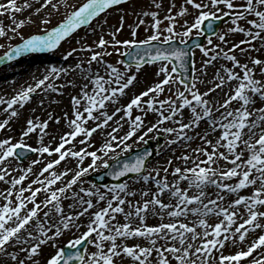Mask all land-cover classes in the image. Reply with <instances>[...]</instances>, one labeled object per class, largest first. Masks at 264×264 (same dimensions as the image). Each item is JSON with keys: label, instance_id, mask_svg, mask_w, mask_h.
I'll return each mask as SVG.
<instances>
[{"label": "snow or ice", "instance_id": "obj_1", "mask_svg": "<svg viewBox=\"0 0 264 264\" xmlns=\"http://www.w3.org/2000/svg\"><path fill=\"white\" fill-rule=\"evenodd\" d=\"M127 4L129 0H84L79 6L67 0L0 2V17L10 20L7 26L0 21V38L19 36L21 41L15 46L0 44L6 48L0 64L29 53L51 52L82 28L102 30L110 11L125 12L92 45H81L79 51L89 53L86 60L71 69L52 67L11 97L0 96V131H8L20 116L18 109L25 108L37 90L62 94L52 80L79 70L84 81L71 97L69 131L54 147L44 143L51 114L48 120L27 118L16 142L0 139V182L8 185L0 189V264H41V258L43 264H264V59L248 55V62L242 63L234 54L264 49V0H183L179 7L169 0L167 8L163 0H151L149 10L133 9L137 20L127 25L130 38L120 39L126 28L122 6ZM61 7L71 10L47 27ZM30 9L27 21L17 19L16 14ZM32 16L44 27L25 38L19 30L36 23ZM225 18L231 26L218 31ZM141 26L147 33L143 38ZM231 34L244 39L233 43ZM200 37L206 38L207 46L190 44ZM229 43L232 46L225 48ZM193 49L204 57L199 68ZM113 53L127 61L108 62L105 57ZM221 59L231 66L220 65L211 80L203 79L208 66ZM146 66L152 69V82L109 112V106L117 105L139 82ZM205 83L209 86L202 92L198 84ZM225 87L222 100L211 98ZM134 110L143 115H133ZM148 113L156 117L150 125L144 119ZM202 123L206 127L198 131ZM157 133L165 135L169 147L183 149L174 154L177 163L169 158L165 166L148 169L149 151L117 163V149L129 152L133 137L147 145L146 137L158 139ZM32 134L39 136L38 146L27 143ZM196 140L199 143L192 147ZM28 153L52 159H33L21 168L13 164ZM87 158L90 162L84 166ZM73 161L75 166L68 167ZM36 165H42L38 172ZM98 167L112 168L109 175L117 181L133 174L144 187L136 190L129 182L114 183L105 191L94 184L80 186ZM29 177L33 178L25 185ZM150 218L156 222L149 224ZM65 234L70 238L58 244ZM45 246L51 249L47 255Z\"/></svg>", "mask_w": 264, "mask_h": 264}, {"label": "rangeland", "instance_id": "obj_2", "mask_svg": "<svg viewBox=\"0 0 264 264\" xmlns=\"http://www.w3.org/2000/svg\"><path fill=\"white\" fill-rule=\"evenodd\" d=\"M81 1L83 0H67L69 5H78ZM0 2H2V0H0ZM18 3H22L23 0H17ZM183 2V0H175V3L177 5V7H179V5ZM151 3V0H134L132 2H129V4L122 6L123 9L126 10V28L124 30V32L122 33V35L118 38L120 39H129L130 36L128 35V28L127 25H134L136 20H137V16L133 14V9H135L136 13H139L141 10H149V5ZM168 3L169 0H163V5L165 8L168 7ZM71 9H65L63 7H61L60 12L59 13H53L52 17H51V24H49L47 27H52L53 25H55L57 22H59L64 13L66 11H70ZM32 10H27L23 13H19L16 14L17 19L18 20H25L27 21V19L29 18V14ZM43 15H47V12H44ZM120 15H125L124 11L121 12H116V11H110L106 16L105 19L108 21L107 24L103 25V29L101 30V28L97 27L96 32L93 33L92 30L90 28H83L81 30H79V32L77 34H75L73 36V38L63 42L59 48L56 50L55 54L49 55V56H32L28 58L26 57L25 59L22 60H17V61H12V62H8V64L3 65L2 67H0V96H3L4 98H9L12 95L15 94L16 91H18L22 86L26 87L28 84H33L34 83V78L39 79L42 78L45 74H47L48 70L52 67H56V68H65V69H71L72 67H74V65L77 62H80L82 60H86L89 56V53L86 52H81L79 51L81 45H92L93 42L98 38L99 35L107 33L108 31H110L114 26L117 25V21ZM163 15H165V12L161 11L160 16L163 17ZM31 19L35 20L36 23H32V24H26V26L22 29L19 30V35L24 36L25 38L31 34H35L37 32H39L41 30L42 27H44L43 25L39 24V19L38 17L32 16ZM147 20V18H145ZM0 21L3 22V24L5 26L10 24V20L8 18V16H3L0 17ZM166 23V22H165ZM241 24H243V22H240ZM230 23L228 22L227 18H225V21L222 22L221 26L219 27L218 31H222L224 29H226L227 27H230ZM143 27L141 26V28L138 30L139 32V38H143L145 35H147V33H145L143 31ZM179 30V28L177 29ZM235 35L238 34H231L230 37H228V39L233 40L232 42H238L240 40L243 39L240 38V36L238 35L237 37H233ZM12 34L9 33V37H11ZM105 38L107 39L108 37L105 36ZM79 41V43L77 42ZM213 41L214 43H219L215 37H213ZM20 39L19 36L13 37V38H0V44H4V45H12L15 46L16 44L20 43ZM256 44V47H260L259 44H257V42H254ZM204 46H207V41L206 39L203 42ZM232 45L231 43H229L228 45L224 46L225 48H230ZM242 47L247 48L246 45H242ZM77 49V51L73 52L72 56L68 57L67 59H65V56L67 55L68 52L72 51V49ZM6 50V48H0V55H3V52ZM109 51H111V49H109ZM195 52V60H196V67L199 68L201 66V61L204 59V57L202 56V54L199 52L198 49L193 50ZM238 60H240L242 63L248 62V55H251V57L254 58H260V59H264V49H261L260 51H252L250 53H242L239 50H237L234 53ZM105 59L110 62L115 64L117 60H121L122 57H120L117 53H113L112 56L110 57H105ZM23 63V64H22ZM220 65H227V66H231L230 62L224 61L223 59L219 60L218 62H215V66H208L207 68V76H209V71L211 70H216L217 68L220 67ZM251 66V65H250ZM96 66L93 65V68H95ZM211 69V70H210ZM238 71V69H237ZM75 78L76 77H81V74L79 73V70H77L75 72ZM150 73H152V69L150 66H146V70L144 72H142L141 74H139L138 76V83L137 84H141L144 81H147L145 78L148 75H151ZM74 73L70 72L69 75L63 76L61 75V77L59 79H54L51 82L55 83L56 86L61 90L60 85H64L65 88L67 89H71L70 85L68 84V81H72V79H70L69 77L72 76ZM211 75H213L212 73H210ZM197 75H199V73H197ZM152 77V75L150 76ZM212 77H210L209 80H211ZM259 78V77H257ZM149 83L152 82V80L148 81ZM137 84H134V86H132L131 88H134ZM209 85L207 83L205 84H198V87L200 88V90L203 92L204 90H206V88ZM130 88V89H131ZM228 88L225 87L224 91L221 90H217L215 93L212 94L211 98L212 99H223L224 95H220V93L224 94V92H227ZM49 95H55L58 93H54L51 91ZM48 92H44L43 90H37V92L35 94H33V98L32 100L25 106V108L23 109H18L20 116L18 119H20L21 121H23V119L21 118L23 116V112L24 109L26 110L27 108L30 109V118L33 117H38V115H40V113L42 112L43 116L45 117L46 120H48V116L49 114H51L54 117H59L61 118L62 114L63 117H71L72 118V114H69L72 110L71 107H63L62 105L59 104H46V105H39L36 107L37 101L39 100L40 102L42 101L43 98H41V94L42 93H48ZM119 100L121 101L122 98H119ZM39 102V103H40ZM42 103V102H41ZM3 106H0V109H2ZM114 105H110L108 110L109 112L114 108ZM43 110V111H42ZM136 114H141L142 113H137L134 112L133 115ZM24 117V116H23ZM27 117V116H25ZM147 115L144 117V119L146 120ZM4 118V114L2 113V111L0 112V120H2ZM17 120V119H16ZM59 120V119H58ZM15 121V120H14ZM14 121L11 122L10 126L14 123ZM49 127H58V129H61V132L59 134V136L61 135V133L63 131L68 132L69 128L67 126L68 121H59V123H56V120H49ZM61 123H63V127L60 125ZM24 126V124H23ZM22 126V127H23ZM48 127V128H49ZM22 128H20L21 130ZM205 129L204 124H201V127L198 131H203ZM11 131V134H18L17 133V128H13ZM2 131H0V137ZM191 134V133H190ZM4 135L6 137H11L13 138V142H16V140L19 139V137H13L12 135L10 136V134L8 133V131H4ZM20 136V134H18ZM37 135V134H35ZM32 136V135H31ZM30 136V137H31ZM156 136L158 137V139L156 138H146L149 142V144L147 143V145H145L143 142H135L133 145H131L130 151L129 152H121L119 157L122 156H126L129 155L131 153V151L133 150H137L140 149L142 147H149L151 148V150H153L154 154L151 155V159L150 161H148L147 163V168L148 169H152V168H158V166L156 165V163L158 162L157 160H160L159 157L161 156H166L165 158L169 159V158H173L174 154H176V150L178 152V155L180 154V149L178 146H176V150L170 151V149H167L166 152L164 154H162L161 156L158 157V153L161 152L162 150H165L168 145L166 144V139H165V135L164 134H156ZM26 138L27 143L29 145L32 146H38V142H33L31 141V139ZM49 138V136H47L46 138H44V143L47 144V139ZM79 139V138H77ZM59 137L55 140H52L51 143L52 146L54 147L57 143H58ZM130 142V140L128 141V143ZM199 143L198 140L192 142V147H195L197 144ZM151 144V145H150ZM174 147V146H173ZM89 150H92L91 148H89ZM179 150V151H178ZM157 153V154H156ZM37 155V154H36ZM33 156L34 153H29L27 155V158L24 159L21 162H15L16 167L21 168V167H27L31 160H33ZM41 159L44 160V162L46 163L48 159H52L51 157H41ZM105 159H108L107 157ZM155 161V162H154ZM90 162V158H87L84 161V166H87V164ZM112 162L111 159H108V163ZM167 163L164 162V164L161 166H165ZM99 164V162H98ZM42 167V165H36L35 167ZM59 167V166H58ZM160 167V168H161ZM104 168L102 167H98L96 171H92L90 170L89 173L84 176L82 178V185L84 188H89L91 187V185H96L97 187L100 188L101 191H105L106 187L111 186L114 183H106V184H102V185H98L95 183V180L93 179V177L95 176V174L103 171ZM38 172V171H37ZM18 172H14L13 175L16 176L18 175ZM147 174V173H145ZM154 174V173H153ZM163 175V173H161ZM33 177H29L28 180H26L24 183L25 185H27L30 180ZM121 182H129L130 186L135 187V189L137 190L139 188V185L142 183H136V178L132 177L131 179H125ZM8 187V185L3 184L2 182H0V189L6 188ZM27 194V193H26ZM42 196H38V199H42ZM87 217V216H86ZM149 224H153L155 222H148ZM71 234H65V236H62L59 241H57L58 244H63L66 243L67 239L70 238ZM128 243H134V241L132 242H128ZM51 251V249H49L47 246H45L44 248V254L47 255L48 252ZM41 264H43V258H41Z\"/></svg>", "mask_w": 264, "mask_h": 264}, {"label": "bare ground", "instance_id": "obj_3", "mask_svg": "<svg viewBox=\"0 0 264 264\" xmlns=\"http://www.w3.org/2000/svg\"><path fill=\"white\" fill-rule=\"evenodd\" d=\"M130 2V1H129ZM239 36H240V38H242L243 37V35L242 34H238ZM238 35H235V36H233V37H237ZM243 39H244V37H243ZM231 41H233V40H231ZM257 44H259V42L257 41ZM260 45V44H259ZM34 54H37V53H29V54H26V55H24V56H29V55H34ZM48 54V53H47ZM46 55V54H45ZM30 57V56H29ZM28 58V57H27ZM23 64V63H22ZM2 64H0V66H1ZM2 67V66H1ZM95 69V68H94ZM211 70V69H210ZM216 70H211V71H209L208 73H209V76H205V77H202L203 79H205L206 81H208L209 79H210V77H212L213 75H211L210 73H214ZM75 74L76 73H74L72 76H70L69 78L70 79H72V84L74 85V86H70L71 87V89H67V88H65V87H63V88H61V90H60V93H62V94H55L54 96L53 95H49V93L50 92H48V93H42L41 94V98H43L42 99V103L38 100L37 101V103L38 104H36V107L37 106H39V105H46V104H50V105H53V104H59V105H62L63 107H66V106H68V107H70V106H72L71 105V97L72 96H74V95H76L78 92H79V89H80V85L82 84V83H84V81L82 80V78L80 77H76L75 78ZM151 74V73H150ZM151 75H148L145 79L147 80V81H144L143 83H141V84H137L134 88H131V89H129V90H126V92H127V95H125V96H123V97H120V98H122V100L120 101L119 100V102H118V104L117 105H114L115 107H119V106H121V105H124V104H126L129 100H130V98H132L135 94H138L141 90H143L144 88H145V86L147 85V84H149V82L148 81H150V80H153V77H150ZM66 77H68V76H66ZM55 93V92H54ZM220 95H224V94H222V93H220ZM145 99H147V98H145ZM40 102V103H39ZM71 110H72V107H71ZM43 111V110H42ZM112 111V110H111ZM110 111V112H111ZM1 112V111H0ZM134 112H137V113H139L138 111H136V110H134ZM69 114H72V111L69 113ZM122 114V113H121ZM121 114H118V115H121ZM24 116V117H23ZM23 116L21 117L22 119H23V121H21L20 119H17V120H15L14 121V123L10 126V130H12L13 128H17V133L18 134H22L21 133V130H20V128H22V126H23V124H24V122H25V120L27 119V118H30V109L29 108H27L26 110L24 109V112H23ZM25 116H27V117H25ZM38 117L40 118V120H46L45 119V117L43 116V114H42V112L40 113V115H38ZM54 120H57V119H59V121L61 120V121H68L69 119H71V117H63V114H62V116H61V118H59V117H54L53 118ZM52 119V120H53ZM155 119H156V117H155V115L153 114V113H148L147 114V117H146V120H145V123L146 124H148V125H150L151 123H153V122H155ZM49 122V121H48ZM122 123H123V121H122ZM63 123H61L60 125L63 127V125H62ZM127 127H128V125L125 123L124 124V130H126L127 129ZM204 127H206V125H204ZM10 130H8V133L10 134V136L12 135L13 137H20L18 134H11V131ZM199 130V129H198ZM7 132V131H6ZM60 132H61V129H58V127H52V126H50L48 129H47V133H48V135H46L44 138H46L47 136H49V138L47 139V143L48 142H51L53 139H52V137L53 136H55L56 137V139L59 137V134H60ZM62 133H65V131H63ZM61 133V134H62ZM157 134H159V133H157ZM161 134V133H160ZM1 137H0V139H2V138H5L6 136L4 135V131H2V133H1ZM120 135H123V131H121V133H120ZM156 135V134H155ZM153 136V134H149V137H152ZM149 137H146V138H149ZM30 139H31V141H33V142H38L39 141V136L38 135H35V134H32V136L30 137ZM95 139L96 140H99L100 139V136L97 134V136L95 137ZM136 142V138L135 137H133L132 138V140H130V142L128 143L129 145H133L134 143ZM174 146V147H173ZM176 146L177 145H171L170 147L168 146L165 150H162L161 152H159L158 153V157L159 156H161L162 154H164L165 152H166V150L167 149H170V151H173V150H176ZM76 147L77 148H79V147H82L81 145H79V144H76ZM179 149H180V151H183V149H181L180 147H179ZM151 150V149H150ZM152 151V154H154V152H153V150H151ZM179 151V150H178ZM117 152H119V153H121V151H120V149H117ZM157 154V153H156ZM176 154L178 155V152H177V150H176ZM111 155V154H110ZM166 156H161V157H159V159L160 160H157L158 162L156 163V165L158 166V168H160L163 164H164V162H166L168 159L167 158H165ZM33 159H41V157H39L38 156V154L36 155L35 153H34V156H33ZM173 159V161H174V163H177V161H175V159H174V157L172 158ZM155 162V161H154ZM13 164L16 166V164H15V162H13ZM75 166V162L73 161V162H71V163H69L68 164V167H74ZM64 167V164L62 163V165L61 166H59L58 168H63ZM39 169H40V166H38V167H35L34 168V171H39ZM47 175V174H46ZM141 187H144V185L141 183L140 185H139V188L137 189V190H139ZM70 201H65V205L67 204V203H69ZM81 220L82 221H86L87 220V217L85 216V217H82L81 218ZM148 222H156V220L154 219V218H150L149 220H148ZM84 229L82 228L81 229V231H83ZM129 242H132V241H129Z\"/></svg>", "mask_w": 264, "mask_h": 264}, {"label": "water", "instance_id": "obj_4", "mask_svg": "<svg viewBox=\"0 0 264 264\" xmlns=\"http://www.w3.org/2000/svg\"><path fill=\"white\" fill-rule=\"evenodd\" d=\"M202 40H203L202 38H195V39H193L192 41H190V44L201 43ZM190 75H191V69H190V71H189V79H190ZM145 151H148V150H145ZM142 152H143V150H142ZM140 153H141V151H135V152L131 153V156L126 158L127 161L131 160L133 157H135L136 155H138V154H140ZM126 159H124V160L121 161V162L124 163ZM116 166H117V165H115V166H113V167H116ZM112 170H113L112 168H109V169L106 171L105 177L110 178L111 175H109V173H110ZM131 175H132V174H129V176H131Z\"/></svg>", "mask_w": 264, "mask_h": 264}]
</instances>
